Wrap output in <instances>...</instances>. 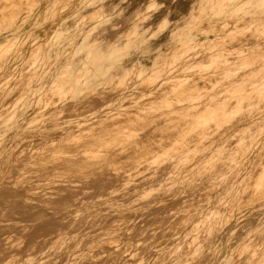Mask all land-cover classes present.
Masks as SVG:
<instances>
[{
    "label": "bare ground",
    "instance_id": "1",
    "mask_svg": "<svg viewBox=\"0 0 264 264\" xmlns=\"http://www.w3.org/2000/svg\"><path fill=\"white\" fill-rule=\"evenodd\" d=\"M18 1L0 0V12L3 10L5 17L0 26V47L19 41L20 29L28 18H43L47 10L49 14L52 10L56 14L63 7L75 6V0H22L24 10L21 14L20 8H16ZM143 1L144 4L131 17L133 22L137 23L141 15L146 19L147 16L153 18L154 12H150L157 13L159 0ZM169 1L172 11L181 14L183 22L177 27L180 30L178 35L171 42L161 45L165 48L162 58L157 59L160 65L152 68L157 69L155 73L146 74L151 80L153 77L157 80L151 82L150 92L143 91L154 93L168 75L182 68L167 63L170 58L175 59L174 48L183 45L188 47L182 57L183 62L186 64L195 60L199 78L218 79L216 83L224 86L222 90L227 92L234 89L233 103L228 105V97H225L221 104L210 105L206 99V103H202L204 105L198 108L190 106V112L182 114L195 121L163 122L166 126L184 125V128L105 129L99 132L132 136L68 139L83 141L86 143L83 145L56 144L54 142L67 141V138H48L43 141L54 142L19 150L18 145L25 136L14 138L17 144L11 146L4 144L9 138L0 137V264H67L64 262L80 257H195V192L200 189V182L206 178L210 182L217 179L223 171L218 167L227 165L226 171H223L224 181L221 179L223 184L230 177L236 179L229 183L230 187L225 191L239 192L246 175L254 173L259 162L254 147L264 139V75H255L253 70L254 67H259V71L264 69V40L256 41L245 35V44L238 45L232 41L231 46L218 51L216 48L226 35L218 32L205 36L197 32L224 30V20L233 22L227 27L231 31L244 28L264 30V0H189L190 5L183 2L182 6ZM106 2L115 7L122 0ZM92 3L93 0H90L89 4ZM104 5L101 3L99 6L102 8ZM160 18L155 24L159 26L158 32L167 27L163 22L171 21L166 10ZM130 29L137 30L135 27ZM245 36L243 34L241 38ZM46 42L39 44L38 49L41 50H36L38 54L33 61L46 60L48 50L42 46ZM23 56L26 60L24 51ZM210 56L213 65L206 63ZM90 68V63L86 64L76 78H88L86 71ZM142 72L139 70L138 76L145 74ZM18 75L19 72L8 73L7 80L0 81V86L5 87L7 92L13 91L12 81ZM57 78L54 81L63 95L60 97L62 106L56 104L53 108L64 110L68 100H77L82 95L80 93L87 92L84 88H77L75 79L66 72ZM249 79L252 81L248 87ZM195 87L198 88V85ZM190 89L183 88L181 92ZM130 92L135 93L136 90ZM68 93L74 98L65 97ZM186 99L182 100L186 103ZM189 99L200 102L196 97ZM5 100L10 103L3 104L0 115L12 107L7 113L8 125L11 126L44 125L48 117H54L58 123L61 117V114L49 115L46 112L48 108L40 99L24 94ZM122 107L123 100L120 98L111 104L106 115L100 114L96 107L93 115L105 118L115 112L114 115L121 116ZM193 110L206 112L195 113ZM82 115V119L69 120L71 125L90 119L87 114ZM144 115L140 114V117ZM158 116L164 119L172 117ZM26 132L24 129L20 134ZM148 133L163 136H140ZM137 134L140 135L134 136ZM232 146L235 147L231 149ZM261 175H264V168ZM262 183L261 179L257 181V184ZM228 200L226 196L224 201ZM170 202L178 205L177 210L170 214L165 224L152 227V234L161 233V236L158 243L150 242V237L145 235L147 228L143 227L145 217L151 211L168 207ZM209 206L210 201H207L203 207ZM254 206L263 211L262 228L249 230V211L221 215L218 230L201 240L197 253L203 254L214 245L215 255L212 257H216L222 251L225 240L236 239L239 243L243 237L235 235L238 230L244 229L247 233L239 245L223 250L225 257H238L242 244L264 229V200L251 205ZM218 214L217 211L215 215H208V220ZM191 263L189 260L186 264ZM258 264H264V260Z\"/></svg>",
    "mask_w": 264,
    "mask_h": 264
},
{
    "label": "rangeland",
    "instance_id": "2",
    "mask_svg": "<svg viewBox=\"0 0 264 264\" xmlns=\"http://www.w3.org/2000/svg\"><path fill=\"white\" fill-rule=\"evenodd\" d=\"M137 1L139 0H122V2L117 3L115 7H111V4H107L106 0H93L92 4H89L90 0H75V6L63 7L56 14H54L53 10L51 14H49L47 13L49 10H47L43 18H28L27 23L20 29L22 31H20L22 36L20 35L19 41L17 40L18 42L15 44L13 42L12 45L9 44L7 46V44H5V46L3 45L4 47H0L1 83L7 80L8 73L19 72V75L13 78L12 81V86L14 87H12L13 91L7 92L5 91V87L0 86V90H2V93H0V112H3V104L10 103L8 100H5L6 98L13 99L21 97L24 94L36 100L40 99V102L48 108L46 112L49 115L61 114V117L57 120L58 123H56L54 117H48L44 125L37 124L33 127L21 125L11 126L8 125L9 120L7 118V113L12 110V107L9 108L8 112H4L3 115H0V137L9 138L4 144L7 146L16 145L17 143L14 142L13 139L23 135L25 137L18 145L19 150L26 149L28 146H36L40 143H46L45 145H48L54 142L48 141L47 143V141H43V139L48 138H67V141L54 143L75 146L86 143L83 141L74 142L68 139L101 136H132L130 134H101L99 132L105 129L127 130L136 128L141 130H157L168 127L170 129H177L178 127L184 128V125L176 127L166 126L163 122L193 121L194 119L182 116V114L190 112L188 109L190 106L198 108V106L204 105L206 99L209 100L208 104L210 105L221 104L225 97H228V105L233 103L235 98L234 89L227 92L225 91L226 89L222 90L224 86L216 83L218 79L216 81L214 79L199 78L196 75L197 62L195 60H193L194 62L186 64L183 62L182 59L184 58L182 57L185 56L186 50H188V47H183V45L179 47L173 46L175 47V54L173 55L175 59L171 60L170 58L167 63L170 66L182 68L168 75L157 88L158 90L154 93H149L151 82L157 79L153 77L151 80L149 75L146 74L148 72L155 73L157 69L152 70V68L160 65L157 59H161L164 53L165 46L161 47V45L171 42L173 38L178 35L180 30L177 27L183 22V19L181 18V14L172 11L173 6L169 0H159L157 8L160 10L158 13L154 14L153 18L147 16L146 19H143V15H141L140 18L138 17L137 23L136 21L133 22L132 18V22L130 21L131 23L125 24L123 21L119 23L118 18L124 15L129 7L132 9L133 3ZM183 2L187 5L191 4L189 0H179L174 4L182 6ZM101 3L105 4L102 8L99 6ZM125 3L128 4L126 10L122 7ZM23 5L24 3L22 0H19L16 6V8H20L21 14L24 10ZM169 9H171V11H169ZM90 10L91 12L87 13ZM164 10H166L168 14L170 13L171 21L166 20L167 22H163L167 27L161 32H158L157 29L159 26L156 27L155 24L161 19L160 16ZM153 12L155 11L150 13ZM2 13L3 10L0 12V26L5 19ZM152 20H156V22H152ZM147 22L153 25H145ZM231 24H233V22L224 20V30L221 29L220 31L214 32L198 30L197 33L208 36L212 33L221 32L226 35L220 41L221 45L216 48L218 51L219 49L222 51V49L231 46L232 41H235L238 45H241V43L245 44V42H247L246 36H250L251 39L256 41L264 40V30L244 28L231 31L227 29ZM237 24H240V22H237ZM130 25L131 27L137 28V30L134 32L135 29H130ZM33 30L35 32H32ZM243 34L246 36L241 38ZM231 35H233L232 38ZM45 40L48 42L45 43L46 45L42 44V46L48 50V57L43 62L38 60L33 61L36 54H38L36 50H41L38 49L39 44ZM196 48L197 47H195V49ZM110 49L113 50L110 52ZM23 51L25 52L26 60H24ZM95 58L96 60H94ZM211 58L212 56H210L206 62L208 65L214 64ZM9 59L11 60L9 61ZM87 59L91 66V68L86 71L89 77L83 79L76 78V74L86 68V64H88L86 63ZM219 63L221 64V62ZM255 65L258 67L257 63ZM139 70H143L142 73L145 74L138 76ZM63 72L70 74L75 79L74 81L75 84H77V88H84L83 90L87 91L80 93L82 95H79L77 100H68L65 103L66 107L64 110L53 108V106L57 105L62 106L60 97L63 95L60 92V86L56 84L54 80L58 79L57 77ZM127 73H130L128 77H126ZM253 73L258 76L260 74L264 75V69L259 71V67L256 69L254 67ZM197 81L199 84H197ZM251 81L252 79L248 80V87ZM195 85H198V88H196ZM183 88L191 89L190 91L186 90V92H181ZM132 89H135L136 92L131 93L130 91ZM143 90H148L149 92H144ZM191 91L192 93H190ZM71 95V93H68L65 97L70 96V98H74V96L71 97ZM193 97L200 99V102L199 100L196 102V100L193 101L190 99V101H188V98L192 99ZM120 98L123 100V109L120 110L121 116L114 115L115 112L109 114V117L105 118H99L93 115L95 109L100 110V114L106 115L105 112L108 111L111 104ZM182 99H186V103L189 105ZM190 102L195 103L190 104ZM175 105L177 107H175ZM193 112L204 113L206 110H193ZM82 113L87 114L90 119L72 126L69 120L82 119ZM140 114L145 115L140 117ZM158 114L164 116L171 115L172 117L164 119L158 116ZM24 129L27 132L29 131V133L20 134ZM87 134L89 135L87 136ZM139 135L137 134L134 136ZM144 135L145 137H153L154 135V137L163 136L157 133L141 134L140 136ZM234 147L235 146H232L230 148L233 149ZM254 149H256L255 154L258 156L259 162H257L254 173L249 176L246 175L243 179V185H241V190L239 192L225 191L227 187H230L229 183L236 179L230 177L227 179V182L225 181L223 184V171H226L227 165L218 167V170L222 168L223 171H221V175L223 177L220 175L217 179L214 178L212 182L206 178L200 182V189L195 192V257H80L76 260L64 263L173 264L172 262L175 261L177 264H186L189 260L192 261L191 264H209V262L258 264L263 262L264 229L260 230L262 233H256L249 241L242 244L238 257H225L223 250L228 246L232 248L239 245L247 233L244 229L238 230L235 235V237L242 235V240L239 243L236 242V239L230 242L225 240L222 251L216 257H212L215 255L214 245L203 254L197 253L201 240L210 237L218 230L221 224L220 221L222 220L221 215L232 214L239 210L249 211L251 213L249 217L251 224L248 225V227L251 228L249 230L263 227V220L261 219V213L263 211L258 210L256 206L251 207V205L264 200V175H261L264 168V139L256 144ZM221 179H223V181ZM260 179L263 183L257 184V181ZM226 196L230 200L224 201ZM207 201H210V206L205 208L203 206L207 204ZM177 206V204L170 202L168 207L151 211L146 215V223L143 227L147 228L145 235L150 237L148 239L150 242L153 240L154 243H158L159 241L157 240L161 236V233L152 234V227L165 224L170 219V214L173 215L175 210H177ZM217 211L219 214L208 220V215H215ZM199 223L201 225H199Z\"/></svg>",
    "mask_w": 264,
    "mask_h": 264
},
{
    "label": "crops",
    "instance_id": "3",
    "mask_svg": "<svg viewBox=\"0 0 264 264\" xmlns=\"http://www.w3.org/2000/svg\"><path fill=\"white\" fill-rule=\"evenodd\" d=\"M141 4H144L143 3V1H137L136 3H133V7H132V9H130V7H129V9H127L126 8V6L128 5L127 3H125V4H123L122 5V7L123 8H125V14L124 15H122L120 18H118L119 20V23H122L121 21H123V23H125V24H128L130 21H131V17H133L134 16V14H135V12L138 10V9H140L141 7ZM160 10V9H159ZM159 10L157 9L156 10V12L158 13L159 12ZM134 11V12H133ZM134 13V14H133ZM154 14H155V12H154ZM133 15V16H132ZM154 22H156V20H153ZM145 25H153V24H148V22H147V24H145ZM121 28V27H120ZM121 29H123V28H121ZM123 30H125V29H123Z\"/></svg>",
    "mask_w": 264,
    "mask_h": 264
},
{
    "label": "clouds",
    "instance_id": "4",
    "mask_svg": "<svg viewBox=\"0 0 264 264\" xmlns=\"http://www.w3.org/2000/svg\"><path fill=\"white\" fill-rule=\"evenodd\" d=\"M172 3H176V0H172ZM169 11H171V9H169Z\"/></svg>",
    "mask_w": 264,
    "mask_h": 264
}]
</instances>
